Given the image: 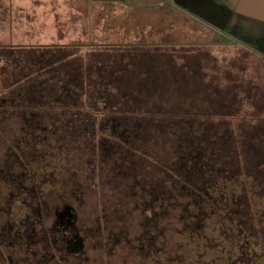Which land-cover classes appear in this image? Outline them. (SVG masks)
<instances>
[{
	"label": "rangeland",
	"instance_id": "374dc122",
	"mask_svg": "<svg viewBox=\"0 0 264 264\" xmlns=\"http://www.w3.org/2000/svg\"><path fill=\"white\" fill-rule=\"evenodd\" d=\"M42 1L43 10L30 0H0V42L6 43L11 33L16 45L92 43L102 48L75 52L83 80L88 76L94 85L80 92L73 109L45 100L38 104L43 110L38 124L45 129L32 128L28 134L17 120L22 114L0 111V264L140 262L125 246L136 238L141 215L135 198L112 189L98 173L115 163L110 157L99 160V145L131 144L133 150L117 153L130 164L125 172L145 180L154 177L150 171L156 161L166 164L173 158L171 144L185 138L206 144L213 157L229 164L230 172L248 173L254 184L264 185L263 57L236 45H217L223 36L205 30L192 39L209 45L154 49L155 55L163 51L155 56L157 72L130 81L115 73L135 68L124 65L130 55L113 54L114 65L108 66V43L167 42L140 31L146 18L111 19L108 0ZM73 5L82 15H72ZM125 21L133 22L124 25L132 33L108 32V23L115 29ZM0 55L7 57L0 56L3 103L13 94V58ZM120 126L139 129L116 128ZM50 144L62 149L54 154ZM250 202L248 211L254 213L252 197ZM68 207L83 247L75 258L62 255V241L71 232L57 224V214Z\"/></svg>",
	"mask_w": 264,
	"mask_h": 264
},
{
	"label": "trees",
	"instance_id": "16d2710c",
	"mask_svg": "<svg viewBox=\"0 0 264 264\" xmlns=\"http://www.w3.org/2000/svg\"><path fill=\"white\" fill-rule=\"evenodd\" d=\"M10 39L11 33H8L7 42H0V52L13 58L11 84L14 87L13 94L9 93L3 103L0 101V107L9 106L0 111L22 114L17 120L24 122L23 129L29 134L32 128L45 129L38 124L43 120L41 100L60 105L62 109H73L80 92L94 85L88 76L83 80V74H74L73 63H61V55L71 57L80 48L102 47L92 43L24 46L13 44ZM50 145L54 154H57L55 150L62 149V145ZM171 146L173 158L166 164L156 161L150 171L154 177L145 180L124 171L130 170V164L117 151L124 155L133 150L131 144L118 142L111 147H98L99 160L110 157L115 161L108 172L98 173L104 175L102 179L107 177L106 183L112 189L119 188L126 198H135L141 215L136 238L125 246L137 253L132 259L137 257L138 264H264V185L254 184L248 173L230 172L229 164L213 157L206 144L182 138ZM31 180L36 188L38 182L35 178ZM251 197L256 204L254 213L248 211ZM70 211L68 207L58 213L57 224L62 226V231L71 232L62 241V255L75 258L82 254L83 247L75 233V216Z\"/></svg>",
	"mask_w": 264,
	"mask_h": 264
},
{
	"label": "crops",
	"instance_id": "0c3cea01",
	"mask_svg": "<svg viewBox=\"0 0 264 264\" xmlns=\"http://www.w3.org/2000/svg\"><path fill=\"white\" fill-rule=\"evenodd\" d=\"M30 1L42 6L40 10L45 9L44 5L40 4L42 0ZM73 9L72 15H82L76 11L75 6ZM129 16L146 18L141 26L138 24L141 27L140 31L144 34L155 33L158 40H167L165 43L150 40L129 45L108 43V66L114 65V60L109 58L111 55H118L122 58L130 55L129 61L123 63L131 67L134 65L135 68L132 70L129 67L125 69V72L115 71L117 75H126V79L130 81L139 80L136 78L138 75L157 72L158 63L156 62L158 60L155 56L163 51L156 52L155 55L153 54L154 49L209 45V43H201L192 39L195 33H203L205 30H212L223 36L224 40L216 43L217 45H236L249 49L264 58V0H108L109 18ZM132 23L122 22L115 29H109L111 24L108 23V32L126 33L129 31L132 33L133 30L124 29L125 24ZM84 48L96 49L92 46ZM75 52L76 50L72 52L71 57L67 55L63 62L67 59L66 62L73 63L76 67L74 74L78 75L81 73L78 71L80 66L77 65ZM122 58L120 61L123 60ZM149 79L143 77L141 80Z\"/></svg>",
	"mask_w": 264,
	"mask_h": 264
}]
</instances>
